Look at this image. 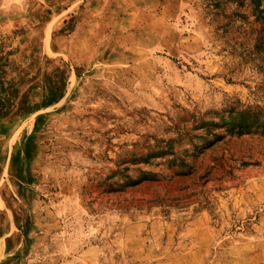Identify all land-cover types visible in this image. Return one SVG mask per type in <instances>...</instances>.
I'll return each instance as SVG.
<instances>
[{
	"label": "rangeland",
	"instance_id": "obj_1",
	"mask_svg": "<svg viewBox=\"0 0 264 264\" xmlns=\"http://www.w3.org/2000/svg\"><path fill=\"white\" fill-rule=\"evenodd\" d=\"M210 9L0 0V198L16 264H264V143L205 145L208 122L258 103L264 78L241 55L242 20L223 32Z\"/></svg>",
	"mask_w": 264,
	"mask_h": 264
},
{
	"label": "trees",
	"instance_id": "obj_2",
	"mask_svg": "<svg viewBox=\"0 0 264 264\" xmlns=\"http://www.w3.org/2000/svg\"><path fill=\"white\" fill-rule=\"evenodd\" d=\"M214 21L216 16L225 19L219 25L223 32L234 27L231 17L242 20L243 37L247 39L241 44V55L253 65L264 78V0H225L230 3V13H225L222 0H207ZM231 16V17H230ZM218 23V22H217ZM240 26V27H241ZM218 121L208 122V138L205 145L213 147L227 135L238 137L256 135L264 143V96L258 103L243 105L239 100L231 102L219 115ZM166 151V152H165ZM165 154L175 156L173 146H167ZM247 164V162H242Z\"/></svg>",
	"mask_w": 264,
	"mask_h": 264
},
{
	"label": "crops",
	"instance_id": "obj_3",
	"mask_svg": "<svg viewBox=\"0 0 264 264\" xmlns=\"http://www.w3.org/2000/svg\"><path fill=\"white\" fill-rule=\"evenodd\" d=\"M3 201L4 198H0V264H16L20 233L2 208Z\"/></svg>",
	"mask_w": 264,
	"mask_h": 264
}]
</instances>
